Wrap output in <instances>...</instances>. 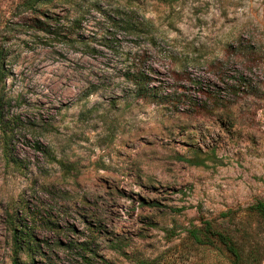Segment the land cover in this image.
I'll return each mask as SVG.
<instances>
[{
  "label": "rangeland",
  "instance_id": "rangeland-1",
  "mask_svg": "<svg viewBox=\"0 0 264 264\" xmlns=\"http://www.w3.org/2000/svg\"><path fill=\"white\" fill-rule=\"evenodd\" d=\"M24 1L0 0V264L15 232L16 264H230L205 223L264 264V0Z\"/></svg>",
  "mask_w": 264,
  "mask_h": 264
},
{
  "label": "trees",
  "instance_id": "trees-1",
  "mask_svg": "<svg viewBox=\"0 0 264 264\" xmlns=\"http://www.w3.org/2000/svg\"><path fill=\"white\" fill-rule=\"evenodd\" d=\"M53 2L60 3L63 5H72L75 0H25L24 6L29 7V9H31L36 4H52ZM128 78L130 82H133L135 85H138V89H136L137 95L143 94V92L141 93L140 91L143 90L142 86H146L147 84V82L145 81L146 77H142V73L138 72L134 73L133 75L130 74ZM2 106L3 97L0 88V112ZM250 210L254 212L259 222L264 225V200L256 202L254 205H252ZM204 225L207 227L190 231V237L194 240L195 243L205 245L207 241L211 240V237H214L215 240L222 246V248L226 252L230 264H251L255 261L253 258V256L255 255L254 248H243V246H239L230 236L212 231L211 227L207 223H205ZM14 241L15 242L13 245V256L15 258L13 260V264H16V256L18 255V252L20 250H23L26 245H22V243L24 242L23 237L16 232L14 234ZM27 244L30 243L27 242ZM134 264L151 263L145 260H136Z\"/></svg>",
  "mask_w": 264,
  "mask_h": 264
}]
</instances>
